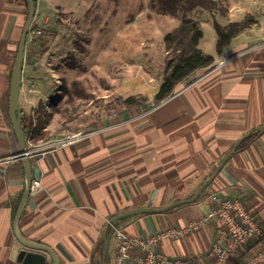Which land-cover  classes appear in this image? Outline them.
<instances>
[{
	"label": "crops",
	"instance_id": "obj_1",
	"mask_svg": "<svg viewBox=\"0 0 264 264\" xmlns=\"http://www.w3.org/2000/svg\"><path fill=\"white\" fill-rule=\"evenodd\" d=\"M62 12L55 0H35L32 23L53 27L62 22ZM26 17V0H0V264H22L17 256L24 248L12 223L27 180L21 161L10 159L18 146L8 117V90ZM51 30L47 48L56 38ZM214 57L213 65L192 71L159 106L143 112L135 107L100 112L88 127L93 131L88 137L29 158L32 181H39L40 189L28 196L18 219L20 234L52 248L60 264H96L110 218L186 196L250 132L197 200L164 212L134 214L121 227L145 235L181 226L207 214L202 198L216 193L243 200L262 230L256 242L264 243L263 19ZM25 59L24 52L18 107L30 109L38 101L53 100L59 90L50 94L38 66ZM214 228L215 222L164 240L158 250L167 256L201 255L215 237ZM116 246L109 237L113 259Z\"/></svg>",
	"mask_w": 264,
	"mask_h": 264
},
{
	"label": "rangeland",
	"instance_id": "obj_2",
	"mask_svg": "<svg viewBox=\"0 0 264 264\" xmlns=\"http://www.w3.org/2000/svg\"><path fill=\"white\" fill-rule=\"evenodd\" d=\"M220 1L227 11L216 10L214 15L222 24L246 14L264 19V0ZM55 2L61 4L65 14L61 23L43 27V39L47 40L51 29L56 30V38L47 48L50 53L46 51L42 58L32 59L47 91L57 94L59 90L48 107L45 103V110L51 112L46 127L48 139L89 129L100 112L125 108L123 100L129 95L145 94L149 102H154L165 60L164 36L180 23V17L158 12L153 0ZM189 16L200 21L199 47L214 56L215 29L210 11L195 9ZM47 40L41 41L43 48L48 47ZM63 85L69 92L61 91ZM123 220L116 225L121 227ZM110 238L113 242L111 229ZM108 255L109 264H115L111 248Z\"/></svg>",
	"mask_w": 264,
	"mask_h": 264
},
{
	"label": "built area",
	"instance_id": "obj_3",
	"mask_svg": "<svg viewBox=\"0 0 264 264\" xmlns=\"http://www.w3.org/2000/svg\"><path fill=\"white\" fill-rule=\"evenodd\" d=\"M40 33L41 29H30L27 41H31ZM50 103L48 100L46 106L48 107ZM159 105L160 103L151 104L152 107ZM92 132L86 129L38 142L27 138L22 155L28 158L40 156L54 147L78 142ZM10 159L17 158L12 155ZM39 189V181H32L30 193H35ZM202 202L209 206L207 214L189 219L181 226H168L145 235L129 234L108 220V226L117 242L115 264H264V243L254 246L262 235V230L243 200L212 193L204 196ZM213 222L215 237L201 255L189 253L182 256H167L159 252L158 246L164 240L182 238ZM251 246L254 247L249 250Z\"/></svg>",
	"mask_w": 264,
	"mask_h": 264
},
{
	"label": "trees",
	"instance_id": "obj_4",
	"mask_svg": "<svg viewBox=\"0 0 264 264\" xmlns=\"http://www.w3.org/2000/svg\"><path fill=\"white\" fill-rule=\"evenodd\" d=\"M153 2L158 12L180 17V23L171 31L167 32L164 36L163 41L165 60L161 81L156 93L153 96V103L155 104H159L161 101L172 96L175 92V86L184 80L192 71L198 68L209 67L213 65L215 61V57L213 55L204 52L199 47V41L202 37V29L200 21L189 16L191 11L195 9H206L210 11L212 15V25L215 29L216 55H220L224 49L230 45L232 39L238 34L259 23V19L252 14H246L239 20H229L224 24L220 23L217 17L214 15L215 11L222 10L224 13L227 11V8L220 0H153ZM30 29L36 30L41 28H39L37 24L32 23ZM43 33L44 29H41L40 34L35 36L31 41L26 42V59L28 58L29 60H32L34 58H42L45 51H47V46H44L43 48L41 42L46 41V39H43ZM14 59L15 56L13 58L12 66ZM26 59L25 61H27ZM77 82L74 81L75 84H77ZM61 91L63 93H67L69 92V89L63 85ZM75 91L80 93V90ZM83 95L85 96L86 94L83 92ZM147 100V95L139 93L137 95L127 96L123 100V104L126 107H135L136 109H139L143 112L152 107L147 103ZM50 116L51 112L45 110V103L43 101H38L37 104L34 107H30V109L18 107L17 111V117L24 132L25 138H30L33 142L48 139L46 127ZM246 139H244L239 144L238 149L243 145ZM216 166L209 171V173L201 180L198 186L209 175L212 174ZM198 186H196V188ZM196 188H194L186 196L178 199H186L191 197L194 194ZM206 188L203 190V192L206 190ZM107 236H110L109 226L107 229ZM258 244L260 243L256 242L254 246ZM254 246H251L249 250H252ZM102 247L103 240L100 242L99 247L97 248L96 264H101ZM106 264H109L108 257L106 258Z\"/></svg>",
	"mask_w": 264,
	"mask_h": 264
},
{
	"label": "water",
	"instance_id": "obj_5",
	"mask_svg": "<svg viewBox=\"0 0 264 264\" xmlns=\"http://www.w3.org/2000/svg\"><path fill=\"white\" fill-rule=\"evenodd\" d=\"M27 3V17L25 23L22 27L20 39L17 46V51L15 54L14 63L12 66L10 81H9V90H8V117L10 120V124L13 128V132L17 141L18 150L14 153V157L19 159L24 167L25 175H26V190L20 201L17 212L13 219V232L16 239L22 244L24 247L18 252L17 260L22 264H60L59 258L57 254L54 252L52 248L47 246L46 244L39 243L30 239L23 237L18 229V219L23 212L29 193L30 186L32 182V173H31V163L27 156L22 155V152L25 149L26 138L24 132L20 126L19 119L17 117L18 111V96H19V86L21 80V74L24 64V52L25 45L27 42V35L30 31V27L32 24V20L35 14V2L34 0H26ZM261 130H264V125L260 127ZM250 135V132L246 133L244 136L239 138L237 142L234 144L233 148L230 152H228L225 156L217 164L215 170L209 175L195 190L194 194L186 199L174 200L164 206L161 207H134L123 212H120L110 218L109 222L111 224H115L118 220L130 217L134 214L139 213H154V212H164L167 211L177 205L183 203H189L195 201L203 192V190L211 183L215 175L222 169L224 164L230 158V156L237 150L239 144ZM108 225L106 226L103 233V247H102V259L101 264H106V258L108 257V245H109V237L107 236ZM47 256L49 261L47 260Z\"/></svg>",
	"mask_w": 264,
	"mask_h": 264
}]
</instances>
